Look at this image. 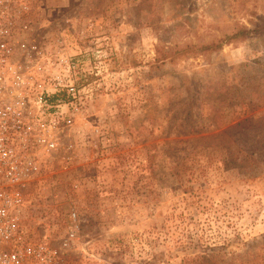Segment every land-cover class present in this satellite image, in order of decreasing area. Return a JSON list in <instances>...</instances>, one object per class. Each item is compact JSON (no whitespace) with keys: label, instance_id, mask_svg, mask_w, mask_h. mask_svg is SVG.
I'll use <instances>...</instances> for the list:
<instances>
[{"label":"rangeland","instance_id":"obj_1","mask_svg":"<svg viewBox=\"0 0 264 264\" xmlns=\"http://www.w3.org/2000/svg\"><path fill=\"white\" fill-rule=\"evenodd\" d=\"M11 1L60 121L28 264H264V0Z\"/></svg>","mask_w":264,"mask_h":264},{"label":"built area","instance_id":"obj_2","mask_svg":"<svg viewBox=\"0 0 264 264\" xmlns=\"http://www.w3.org/2000/svg\"><path fill=\"white\" fill-rule=\"evenodd\" d=\"M23 14H15L11 0H0V264L36 263V252H45L26 239L24 191L41 171V157L57 149L60 123L41 121L55 106L48 91L36 86V45L15 41L29 28L18 22ZM60 88L74 95L72 85Z\"/></svg>","mask_w":264,"mask_h":264},{"label":"trees","instance_id":"obj_3","mask_svg":"<svg viewBox=\"0 0 264 264\" xmlns=\"http://www.w3.org/2000/svg\"><path fill=\"white\" fill-rule=\"evenodd\" d=\"M241 35V34H240ZM239 34L238 35H230V36H225L223 39H220L216 42H213V43H210V44H207V45H201L200 47H198V50L199 51H207V50H212V51H217V50H220L222 49L225 45H228V44H231L233 42V40H235L236 37H239L240 36ZM247 35V34H246ZM187 48H191V47H187ZM188 51H180V48H178L177 50H175L173 53L174 54H180L181 56H183L185 53H187ZM161 53V54H164L161 50L160 52L158 51V54ZM164 56L163 55H160L158 58H163ZM54 99L52 101H55L59 98V96H54L53 97ZM244 122H239L237 123V125L235 126H232L233 127H241V130L239 131H243L244 128H243V125ZM231 128V127H230ZM225 133V132H224ZM241 133V132H240ZM217 137V136H216ZM240 136H236V139H235V142L236 143H239L240 144ZM232 146V144H231ZM242 151V149L240 150ZM236 152H238L235 147H228V153L231 157H235L236 156ZM239 162H242L244 163V160L240 157L239 159Z\"/></svg>","mask_w":264,"mask_h":264}]
</instances>
